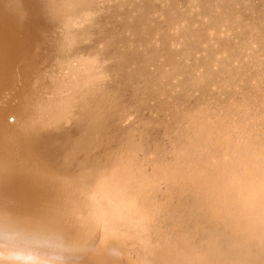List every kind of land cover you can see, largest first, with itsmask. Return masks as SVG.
Segmentation results:
<instances>
[{
	"label": "bare ground",
	"instance_id": "bare-ground-1",
	"mask_svg": "<svg viewBox=\"0 0 264 264\" xmlns=\"http://www.w3.org/2000/svg\"><path fill=\"white\" fill-rule=\"evenodd\" d=\"M0 264H264V0H0Z\"/></svg>",
	"mask_w": 264,
	"mask_h": 264
}]
</instances>
